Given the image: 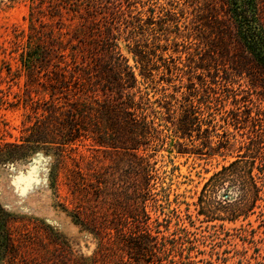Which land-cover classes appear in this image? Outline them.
<instances>
[{
    "label": "trees",
    "instance_id": "1",
    "mask_svg": "<svg viewBox=\"0 0 264 264\" xmlns=\"http://www.w3.org/2000/svg\"><path fill=\"white\" fill-rule=\"evenodd\" d=\"M44 3L38 12L75 16L83 29L67 44L40 21L21 31L24 88L42 97L18 137L0 141V163L51 153L53 195L64 186L58 205L95 247L77 253L50 224L0 205V264H192L189 231L170 236L167 218L149 213L164 215L166 199L162 188L161 203L150 196L158 176L147 147L231 156L200 198L233 192L220 202L227 219L264 201L263 0Z\"/></svg>",
    "mask_w": 264,
    "mask_h": 264
},
{
    "label": "rangeland",
    "instance_id": "2",
    "mask_svg": "<svg viewBox=\"0 0 264 264\" xmlns=\"http://www.w3.org/2000/svg\"><path fill=\"white\" fill-rule=\"evenodd\" d=\"M37 1L0 0V141L18 137L22 120L33 114L31 106L42 97L37 86L24 88L27 76L19 61L25 42L21 36L23 30H28L31 20L35 25L40 21L54 28L58 40L67 44L72 32L83 29L75 16L64 13L57 19L38 12L45 11V3L41 5ZM58 23L60 30L56 28ZM34 41L33 38L31 44ZM121 49L130 57L122 43ZM129 62L132 63L131 58ZM167 146L163 144L156 151L147 147V152H154L150 160L158 176L150 196L161 203L162 191L158 190L162 188L166 199L164 215L153 213L149 208L151 218L156 215L158 219L167 218L170 236L177 234L176 227L189 231L187 245L192 264H264V201H257V206L246 217L230 220L220 202L225 196L233 199V192L225 195V191L219 189L200 199L208 177L232 157L177 153ZM79 148L85 151L84 147ZM52 163L53 155L42 150L13 163H0V205L14 215L43 220L67 236L75 252L89 255L95 247V239L81 230L58 205L65 190L60 185V197H54L49 184Z\"/></svg>",
    "mask_w": 264,
    "mask_h": 264
}]
</instances>
